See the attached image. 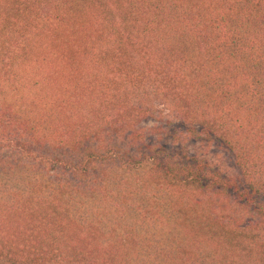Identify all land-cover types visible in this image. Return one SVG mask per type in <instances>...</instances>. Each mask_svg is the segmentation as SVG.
I'll return each mask as SVG.
<instances>
[{
	"label": "trees",
	"instance_id": "obj_1",
	"mask_svg": "<svg viewBox=\"0 0 264 264\" xmlns=\"http://www.w3.org/2000/svg\"><path fill=\"white\" fill-rule=\"evenodd\" d=\"M263 198L264 0H0V264H264Z\"/></svg>",
	"mask_w": 264,
	"mask_h": 264
},
{
	"label": "rangeland",
	"instance_id": "obj_2",
	"mask_svg": "<svg viewBox=\"0 0 264 264\" xmlns=\"http://www.w3.org/2000/svg\"><path fill=\"white\" fill-rule=\"evenodd\" d=\"M160 124L162 131H166L164 134V142L171 152L183 155L187 160L195 158L196 163H210L223 174H232L234 172V159L231 153L219 141L203 135H196L194 137L195 135L189 131V125H184L176 121L161 120L160 122H151L150 126L157 127ZM188 131L191 135L188 134ZM173 133H179V136L186 133V136H189L190 139L184 142L180 140L178 141L179 144L174 143L172 140ZM181 137L183 138L184 136ZM261 200L264 202V198Z\"/></svg>",
	"mask_w": 264,
	"mask_h": 264
}]
</instances>
